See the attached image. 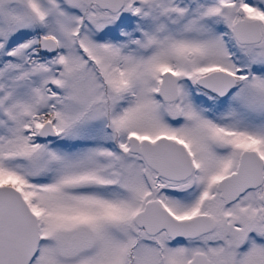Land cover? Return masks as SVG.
<instances>
[{"label":"snow or ice","instance_id":"6c2138e0","mask_svg":"<svg viewBox=\"0 0 264 264\" xmlns=\"http://www.w3.org/2000/svg\"><path fill=\"white\" fill-rule=\"evenodd\" d=\"M0 264H264V0H0Z\"/></svg>","mask_w":264,"mask_h":264}]
</instances>
